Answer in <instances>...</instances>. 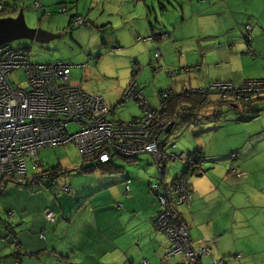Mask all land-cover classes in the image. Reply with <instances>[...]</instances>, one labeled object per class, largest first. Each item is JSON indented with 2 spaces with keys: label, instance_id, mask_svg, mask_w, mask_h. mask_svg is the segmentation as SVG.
Masks as SVG:
<instances>
[{
  "label": "crops",
  "instance_id": "crops-1",
  "mask_svg": "<svg viewBox=\"0 0 264 264\" xmlns=\"http://www.w3.org/2000/svg\"><path fill=\"white\" fill-rule=\"evenodd\" d=\"M37 1L41 5H50L60 3L62 0L54 2L35 0L34 4ZM69 1H74L76 5L83 1L85 11L90 3V16L93 15L92 11L101 8L106 15V18L100 21L103 30L118 33V36L110 39L114 43L111 49L123 52L127 59L133 58L131 61L135 66L133 73L135 71L138 74L136 77L132 74V79L129 77L128 81L118 86L121 101L116 103L117 106L109 105L114 108L112 115L126 105L127 101L122 99L121 94L123 95L124 90L133 82L139 85L149 105L151 102L156 105L154 93L159 94L165 88L179 94L185 88L201 87L211 81L230 82L239 86L248 79L260 78L261 73H264V0H204V2L183 0L181 12L170 6L167 10H159L160 15L156 8H152L155 4L160 5L158 0ZM6 3L14 14L18 12L20 5H25L21 4L20 0H7ZM250 18L255 21L253 45L258 55L257 60L253 61L247 59L246 46L242 43L244 24ZM98 23L95 22L96 28ZM166 32H169V37L163 39L161 35ZM229 44L235 45L234 53L229 51ZM157 50L161 51L159 59L155 57ZM88 57L92 59L91 56ZM197 63H201V68L187 78L182 77L184 74L172 78L173 76L166 71L157 69L158 66H164L165 69L171 70ZM159 72L162 74H158ZM260 101L264 99L254 100L248 110L245 105L232 104L233 109L230 110L235 113L227 118L221 117L214 124L219 128L213 133L214 135L223 131H226V135L218 134L214 148L207 145L205 148L200 147L208 157L204 165L206 172L196 177L191 175L193 198L183 207L181 220L187 225L189 237L195 248L202 239L207 241L211 255L202 259L203 264H263L264 262V243L258 238V228L264 226V216L261 217V208H264V204L261 206L258 199L252 200V207L243 203V200L248 198L246 193L248 187L243 184L240 189L236 177L225 174L227 166L216 165L210 160L227 156L235 149H241L235 175L253 174L264 177V164L256 165L253 160V158H264V103ZM130 102L138 106L136 101L130 100ZM249 115L259 119L246 123L238 122L237 117L244 116V119L248 120ZM134 117L138 116L133 115L130 119ZM92 161L94 164L97 163L94 159ZM212 164L215 165L213 168ZM59 166L65 171L61 163ZM125 171L124 167L123 173ZM211 172L216 175L217 180L210 179ZM30 175L36 176L31 172ZM117 175L119 174L113 176ZM155 176L156 174L148 178L144 177L136 182V184L144 183V191H137L135 194L130 186L131 192L127 195L125 185L120 182L122 187L119 188L124 190V193L120 192L119 197L122 198L126 210L122 204L120 207L114 205V197L106 196L103 199L104 209L93 206L92 210L87 208L83 212L80 208L74 209L76 203L68 205L62 200L61 204V198L71 194L60 192L58 187H55L53 193L49 192L47 188L49 181H44L42 187L26 186L34 191L45 188L47 192L44 193L49 196V203L38 205V209L42 212L40 214L36 203L31 206V211L26 208L19 211L15 226L10 224L22 252L12 256L13 248L0 242V264H15L17 259L21 264H125V262L144 264L145 261L148 264H175L181 258L167 257L173 245L166 234L155 229L153 221L159 210L157 195L150 188ZM131 184L133 185L132 182ZM111 185L108 188H101L100 192L115 189ZM7 188L0 194V205L7 211L6 204H3L7 192H9L8 196L22 192L33 200H37L42 195L41 192H28L17 187H11L9 190ZM69 198L77 202L82 199L72 196ZM47 207H51L57 215V222L54 224H49L45 216L43 217V210ZM250 208H253V211H250ZM1 212L3 223H9L10 218L13 221L16 217L15 213L8 217ZM22 223H24L23 227H21ZM249 224L253 225L252 230L247 228ZM52 228H54L53 233L48 238ZM44 230H46V240L39 236ZM262 237L264 240V229ZM248 238L251 242L250 246L248 242L246 245L244 243ZM232 244L234 248L230 249ZM231 253L236 255L233 256L234 254Z\"/></svg>",
  "mask_w": 264,
  "mask_h": 264
},
{
  "label": "built area",
  "instance_id": "built-area-1",
  "mask_svg": "<svg viewBox=\"0 0 264 264\" xmlns=\"http://www.w3.org/2000/svg\"><path fill=\"white\" fill-rule=\"evenodd\" d=\"M5 2L0 0V13L7 7ZM34 7L39 9L40 2H35ZM81 23V20L76 21V24ZM251 28L247 26L248 30ZM155 57L159 59L161 51L157 50ZM72 68L73 65L62 62L35 63L26 49L13 50L6 44L0 46V194L9 182L42 187L44 181H49V185H53L50 172L42 173L41 177L30 175V163L33 168L39 167L40 152L56 151L72 143L83 159H94L99 163L109 162L114 156L133 158L150 154L160 173L164 172L165 163L178 159L183 162L184 173L171 184L172 187L153 185L152 189L162 205L154 223L173 242L174 248L168 257H182L176 264H202L203 257L211 255L210 247L203 240L202 247L196 250L177 208L192 200L193 193L189 189L192 170L189 169L203 166L206 161L204 154L167 151L168 140L164 136L171 121L162 117V109L158 111L149 105L136 82L124 90L122 99L136 101L142 110L141 115L127 121L110 118L114 108L103 97L74 82ZM157 69L179 76L164 66ZM18 70L25 73V86L11 80ZM200 92L206 97L213 92L223 101L246 105L257 97H264V77L246 80L241 87L228 82H211ZM163 97H168L166 91ZM172 147L177 149V144L173 143ZM125 183L129 195L130 180ZM47 188L50 192L55 190L54 185ZM72 191L71 185L60 188L62 193L70 194ZM8 215L10 217L12 213ZM44 216L49 224L57 221L52 210H46ZM45 232H41L42 238H45ZM145 264L148 263L145 261Z\"/></svg>",
  "mask_w": 264,
  "mask_h": 264
},
{
  "label": "rangeland",
  "instance_id": "rangeland-1",
  "mask_svg": "<svg viewBox=\"0 0 264 264\" xmlns=\"http://www.w3.org/2000/svg\"><path fill=\"white\" fill-rule=\"evenodd\" d=\"M34 1L35 0H20L21 4L24 3L25 5H20L18 12L14 14L11 18L23 19L27 29L32 31L35 30V37H18L6 44H10L13 48L28 49L29 56L31 57V60L35 63L50 64L62 62L65 64L73 65L71 74L74 82H79L85 90L102 96L108 105H114L118 103L120 100L118 86H120L123 82L125 83L126 81H128L129 77L130 79H132V74L133 70H135V66L131 63L133 58L127 59L123 52L113 51L111 49L114 43L110 39L111 37H116V35L118 36V33L103 30V25L100 21L102 19H105L106 15L102 12V9L99 8L95 11H92L93 15L90 16V3L89 6H87V10L85 11L83 1L76 5V3H73L74 1L71 2L69 0H62L60 3H52L50 5L42 4L43 8H41L40 10H36L34 8ZM54 1L55 0H52L51 2ZM170 2L173 5L179 3L178 0H165L162 3L169 8ZM64 4L69 7V13L62 16L56 14L57 9ZM155 8L157 9L158 14L160 15V5L155 4ZM75 16L85 20L87 22V25L75 26L72 23L69 24L71 18ZM95 22H99L98 24H96L98 28L95 27ZM252 38L254 40L255 36L252 35ZM245 49L246 51H248V47H245ZM253 49L255 51L254 45ZM88 56H91L92 59H89ZM257 58V53L256 55L252 56L248 51L247 59L253 61L257 60ZM158 74L162 73L159 72ZM263 76L264 73H261L260 78H262ZM11 80L21 84V86H25L26 76L24 71H16L11 76ZM157 94L158 92L154 93L153 95L156 101V105H154L153 102H151V105L152 107L154 106L157 110H159L160 101L158 99ZM258 99H264V97H259ZM260 103H264V101H260ZM230 109L233 108L228 104H224L221 106L220 112L205 113L204 109L201 112L198 120L192 123L188 124L176 121V125L171 130V132L164 136V138H167L168 140L166 146L167 151L177 152L180 154L182 152L194 151L198 148L201 149V146L205 148L206 145L210 148H214L218 136L226 135V131H223L222 133L219 132V135H214L213 133L219 130V128H216L214 124L221 117L227 118L229 115L235 113L233 110ZM141 113V108H139L136 104H133V102L127 101L126 105L116 110L115 114L110 116V118H120L124 121H127L133 115L139 116ZM253 117V115H249V117L247 118L248 120H246L244 119V116H239L237 117V120L239 123H246L252 120L254 121L259 119ZM198 138H200V140H197ZM173 143L177 144L178 149H173ZM51 151L54 150H49L46 153L40 152L39 167L33 168L32 164L30 163V172L32 174H37L39 173V171L42 172L43 170L50 172V168L58 166L61 163L62 167L66 172L56 179V182L54 184L55 187L62 188L66 185H71L74 188V191L71 193V195H66V197L61 198V204L62 200H64L65 203H67L68 205L76 203L74 209L80 208L83 212H85L87 208H90L92 210L93 206L95 208L104 209L103 199L106 196L112 198L114 197V205L116 207H120L122 204L124 210H126L127 208L125 207L122 198L119 197L120 192L124 193V190L119 188L122 187V184L120 182H123V186L125 185L124 189H126L127 194V186L125 181L126 179H129V189H131V186L135 194L137 191H144V183L141 182L139 184H136V182L144 179V177L148 178L156 174V168L153 162L154 158L148 154L141 155L139 157V160L136 161L134 164H128L124 162L121 158H115L114 162L117 165H122L126 168L125 173L121 175L119 174L117 176H102L99 173L81 172L87 170V168H89L90 166H93L94 161L90 159L84 162L74 143H72L70 146L68 145L66 147H61L54 152ZM209 155L212 156V154ZM230 155H232V153H228L227 157L218 162H215L216 165L224 164L225 166H227L225 174H232L233 176H235V179H237L238 181V187L240 189H242L243 184L248 187L246 191L248 198L243 200V203H245L248 207H252V200L258 199L261 202V206H263L264 177L254 176L253 174L245 176H239L237 174L235 175L234 173H232V169H237L235 165L237 161H233L230 158ZM233 156L235 157L236 155ZM253 160L255 161L256 165L264 164V158H253ZM214 166L215 165L212 164V168ZM179 170L180 163L178 159L177 161L169 162L167 166L166 181L170 182L172 176H175V174ZM238 172L242 171L238 170ZM209 176L211 180H217V177L213 172H211ZM111 180L113 183H110ZM154 180L156 182L158 181L156 177L154 178ZM131 182L133 183V185L131 184ZM110 184H112L111 186H113V188L115 189L109 192H100L101 188H108ZM135 185L136 190H134ZM26 186L27 185L25 184L20 185L14 182H9L7 185L8 188H6L9 190L11 187H17L28 192H41L42 195H40L37 200H33L28 198L26 195H23L22 192H19L18 194L14 195L11 194L12 196H8L9 192H7L8 195L6 197L4 194L5 200H3V204H6L8 211L5 209V207L0 205V212L2 211L1 213H15V219L12 221V218H10L11 220L9 221V223L13 224L14 226L16 224V220L18 218L17 215L20 210L26 208L31 211V206L36 203L38 213L40 214L42 212L40 209H38V205H40L41 203H49V196L44 193L47 192L45 188H43L41 191H34L30 188L28 189ZM69 196L76 198L82 197V199L80 202H77L76 200H71ZM46 210L54 211L51 207L45 208L43 210V217L44 212ZM250 211H253V208H250ZM261 211V217H263V207L261 208ZM61 218H59V220H61ZM23 226L24 223H22L21 227ZM44 227L45 226H43V228ZM247 228L252 230L253 225L249 224L247 225ZM263 229V225L259 226L258 238L261 242L264 243L262 237ZM53 230L54 228H52L50 230V233H48V238L51 233H53ZM1 231L3 233L5 232L4 229H2ZM247 242L248 246H250L251 242L249 238L244 241L245 245L247 244ZM173 248L174 245L167 254H169L173 250ZM233 248L234 244L231 245L230 249ZM235 255L236 254H234L233 256Z\"/></svg>",
  "mask_w": 264,
  "mask_h": 264
},
{
  "label": "trees",
  "instance_id": "trees-1",
  "mask_svg": "<svg viewBox=\"0 0 264 264\" xmlns=\"http://www.w3.org/2000/svg\"><path fill=\"white\" fill-rule=\"evenodd\" d=\"M165 0H158V3L160 4V8L162 10H167L168 7L166 5H164L162 2H164ZM176 1V0H174ZM179 3L176 4V5H173L171 2L169 3L171 8L174 9V10H177V11H180L181 12V9L180 7L182 6V2L183 0H178ZM204 2V0H201ZM5 4L7 5V3L5 2ZM42 8V5L41 7ZM39 8V9H40ZM153 9L155 7H152ZM69 13V9L66 5H62L60 6L57 11H56V14L62 16V15H65V14H68ZM13 11L11 10V8L7 5L6 9L0 13V17H11L13 15ZM72 15V14H71ZM70 15V16H71ZM168 18H170L169 16H167ZM81 20L82 23L81 24H76V21H79ZM255 21L251 20V18L249 19V21L247 23L244 24V35H243V41L242 43L248 47V51L249 53L254 56L256 55V52L254 51L253 49V38H252V35H253V32H254V27H255ZM71 23L76 25V26H81V25H87V22L81 18H78L77 16L75 17H72L71 18ZM153 25V24H152ZM247 26H251V30H248L247 29ZM154 27V25H153ZM166 27V26H165ZM155 28V27H154ZM71 30V29H70ZM155 31V29H153ZM154 33V32H153ZM154 37H156L154 34H153ZM161 37L164 39L168 38L169 37V32H166L165 34L161 35ZM151 38V37H150ZM149 38V39H150ZM153 38V37H152ZM6 45H9L13 50H23L22 48H13L10 44H6ZM235 45L234 44H229L228 45V48H229V51L231 53H234L235 51ZM251 49V50H250ZM28 50V49H26ZM29 51V50H28ZM248 51H247V54H248ZM201 68V63H197V64H193L191 66H186V67H175V68H172L171 70L179 73V74H184L182 77L183 78H187L191 75V73L195 72V71H198L199 69ZM187 69H190L189 71H186ZM134 76L136 77L138 73H136L134 71ZM166 77H168L166 74H164ZM174 77H179V76H173L172 78ZM264 77V76H263ZM262 77V78H263ZM169 78V77H168ZM175 78V79H176ZM171 79V78H170ZM253 79H258V78H253ZM250 80V79H249ZM212 82V81H211ZM211 82H208L206 85L204 86H201V87H197V88H193V87H188V88H185L181 93L179 94H175L172 90H170L169 88H165L163 90H161L159 92L160 94V109H162V112H161V115L163 118H168L171 123H174V126L176 125V121H180V122H183V123H192L194 121H197L201 112L205 109V113H214V112H220L221 110V106L224 105V104H228L230 106H233L232 103H229L227 101H223L216 93H211V96H205V94H203L202 92H200V89H207L209 84ZM213 82H217V81H213ZM218 82H222V81H218ZM230 83V82H228ZM233 86H237V85H234L233 83H231ZM243 85V84H242ZM242 85H239L237 87H241ZM138 88L141 90V88L139 87V85H137ZM191 90H195V91H191ZM165 91L168 93V97L167 98H164V93ZM214 97V98H213ZM145 98V97H144ZM259 97L255 98L252 100V102L256 99H258ZM146 99V98H145ZM121 101V100H120ZM251 102V103H252ZM120 103V102H119ZM246 104V110H248V107L249 105L251 104ZM118 104H116L115 106H117ZM151 106V105H150ZM152 107V106H151ZM153 108V107H152ZM212 108V109H211ZM153 109H156V108H153ZM160 109L158 111H160ZM157 110V109H156ZM211 110V111H209ZM174 128V127H173ZM167 135V134H166ZM197 135V134H196ZM178 149V148H177ZM193 152H199V153H203L206 160H208V157L205 155V152L202 150V149H196L194 150ZM232 155H230V158L233 160V161H237L239 160V156L241 154V149H235L233 150L232 152ZM230 153V154H231ZM143 155V154H141ZM141 155H138V156H135L133 158H125V157H120L124 162L128 163V164H134L136 161L139 160V157ZM150 155V154H148ZM233 155H236L235 157ZM203 156V158H204ZM152 157V156H151ZM225 157L227 156H220V157H215L214 159H210L212 160L214 163L215 162H218L222 159H224ZM114 158H117L116 156H114ZM114 158L111 159L109 162H106V163H95L93 166H90L89 168H87V170H84L83 172H99L100 174L102 175H116V174H120V173H123L124 172V167L122 165H117L115 162H114ZM177 161V160H176ZM179 163H180V172L184 170V166H183V162L178 160ZM153 162H154V166L156 168V178H157V182L154 180V182L152 181L151 185H150V188L151 190L153 191V185L158 183L160 185H165L167 184L168 187H172V183L175 181L173 180L174 177L172 176V179L170 182H167L166 181V175H167V166L169 163H165L163 165L164 167V172L163 173H160V168H158V166L156 165L155 163V160L153 159ZM237 164V163H236ZM235 164V165H236ZM238 169V167H237ZM237 169H232V173L235 174V172H237ZM189 170H192L191 171V175H194L195 177L197 175H202V173H205V169H204V165L201 166V167H196L195 169L194 168H190ZM82 172V171H81ZM44 173V172H42ZM42 173H39V174H36V176L38 177H41L43 174ZM65 173V171H63V169L58 165V166H55V167H52L50 168V178H51V182L53 183V185L55 184L56 182V179L59 178L61 175H63ZM191 178V177H190ZM178 180V179H176ZM53 185H49V188H53ZM29 186V185H27ZM55 187V185H54ZM189 189L190 191L193 193L194 190L192 188V185H191V182H190V185H189ZM50 192V191H49ZM154 192V191H153ZM53 193V192H51ZM67 194V193H66ZM71 194V193H70ZM154 194H156L154 192ZM157 203L159 205V210L158 212L155 214L154 218H153V221L155 222V219H157V217L160 215L161 213V209H162V205L159 203L158 199H157ZM185 205H182V206H179L177 208V210L180 212V214L182 215L183 214V207ZM6 216L9 217L8 213H5ZM57 222V221H56ZM4 229L5 232L3 233L1 230ZM155 229H157L156 225H155ZM164 233V232H163ZM165 234V233H164ZM39 236L41 239L43 240H46V235H45V238H42L41 237V233H39ZM203 241V239H202ZM202 241L201 243L196 247V250L199 249V247L201 246L202 247ZM0 242L4 243L6 246H10L11 248H13V252H11V255L14 256L15 254H19L22 252V248H21V245L18 243L17 239L15 238L14 236V231L12 230L11 228V224L10 223H3V219H2V216L0 214ZM171 243H173L171 241ZM195 247V246H194ZM33 254H36V253H33ZM167 257H168V254H167ZM177 257V256H176ZM176 257L174 258H170V259H175ZM180 257V256H179ZM206 257V256H205ZM181 260H182V257H180ZM204 258V257H203ZM16 259V258H15ZM180 261V260H179ZM202 264H203V261H201ZM178 263V261L175 262V264ZM15 264H21V262L19 261V259H17L16 263ZM125 264H131L130 262H125ZM145 264V262H144Z\"/></svg>",
  "mask_w": 264,
  "mask_h": 264
},
{
  "label": "water",
  "instance_id": "water-1",
  "mask_svg": "<svg viewBox=\"0 0 264 264\" xmlns=\"http://www.w3.org/2000/svg\"><path fill=\"white\" fill-rule=\"evenodd\" d=\"M35 30L27 29L23 19H14L11 17H0V45L9 43L10 41L23 36L35 37ZM174 123L168 128V133L171 131Z\"/></svg>",
  "mask_w": 264,
  "mask_h": 264
},
{
  "label": "flooded vegetation",
  "instance_id": "flooded-vegetation-1",
  "mask_svg": "<svg viewBox=\"0 0 264 264\" xmlns=\"http://www.w3.org/2000/svg\"><path fill=\"white\" fill-rule=\"evenodd\" d=\"M183 173H184V171L182 172H180V171H178L176 174H175V176H173L174 177V179L173 180H176V179H178V178H180L182 175H183Z\"/></svg>",
  "mask_w": 264,
  "mask_h": 264
},
{
  "label": "clouds",
  "instance_id": "clouds-1",
  "mask_svg": "<svg viewBox=\"0 0 264 264\" xmlns=\"http://www.w3.org/2000/svg\"><path fill=\"white\" fill-rule=\"evenodd\" d=\"M171 124H172V123H171ZM171 124H170V125H171ZM169 127H170V126H169ZM173 127H174V126H173ZM173 127H172V129H173ZM172 129H171V130H172ZM167 131H168V129H167ZM170 132H171V131H170ZM170 132H169V133H170ZM167 134H168V132H167ZM205 155H206V154H205ZM207 161H208V160H206L205 163H206ZM204 165H205V164H204Z\"/></svg>",
  "mask_w": 264,
  "mask_h": 264
}]
</instances>
